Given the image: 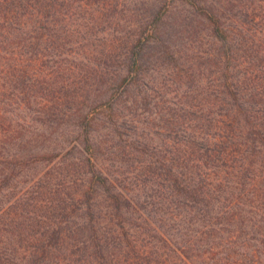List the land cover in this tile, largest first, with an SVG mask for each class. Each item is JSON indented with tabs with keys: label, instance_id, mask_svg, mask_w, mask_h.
Masks as SVG:
<instances>
[{
	"label": "trees",
	"instance_id": "trees-1",
	"mask_svg": "<svg viewBox=\"0 0 264 264\" xmlns=\"http://www.w3.org/2000/svg\"><path fill=\"white\" fill-rule=\"evenodd\" d=\"M81 1L0 0V264L127 261L123 249L130 246L129 234L115 218L128 213L134 206L132 201H139L127 198L113 173L96 165L102 141L95 134L107 128L119 141L123 135L130 137L125 127L132 121L119 109L129 107L124 94L128 86L155 70L150 59L158 52V45L166 46L167 32L160 29L165 13L157 9L143 16L136 32L105 37L109 54L103 59L91 47L92 37L97 36L92 23L84 29L86 24L76 22L75 10L80 9ZM178 1L205 22L212 43L217 42L206 52V63L219 71L221 108L218 112L192 113L191 132L176 141L187 153L179 164L172 158L158 160V239L165 244L166 257L158 263L168 264L170 256L182 251L181 246L167 243L171 227L175 224L179 230L186 220H194L208 228L207 237L214 232L217 242L213 244L218 248H197L195 256L205 261L208 257L224 259L226 264H264V0ZM99 13L93 17L96 26L107 22ZM183 21L185 28L197 31L191 20ZM75 80H81L86 89L79 101L72 94L78 92ZM150 81L148 87L155 91V78ZM147 90L139 92L138 101L144 109L153 97ZM62 118L76 133L79 155L74 156L78 163L65 164L70 166L66 174L72 176L80 162L85 170L80 196L73 201L78 184L75 189L69 186L72 191L60 199L72 201L51 208L47 214L51 220H59L45 224L34 219L35 230L27 221L31 217L22 212L27 208L19 210L23 206L14 196L15 182L31 163H51L58 155L62 162L71 156V151L66 157L51 154L45 150L47 145L35 143L40 136L37 130L61 124ZM171 122L176 123L173 118ZM44 178L33 182L36 191L50 182ZM96 188L107 200L105 212L95 201ZM223 203L228 204L227 209H222ZM28 205L32 212L40 210L33 203ZM39 206L41 210L51 207ZM41 210L42 216L45 212ZM76 217L81 222L72 220ZM166 221L174 224L168 226ZM68 244L71 249L62 254L66 257L58 259V251L63 253L62 247ZM182 252L184 258L189 257L187 250ZM176 261L173 258L170 264H188Z\"/></svg>",
	"mask_w": 264,
	"mask_h": 264
},
{
	"label": "rangeland",
	"instance_id": "rangeland-1",
	"mask_svg": "<svg viewBox=\"0 0 264 264\" xmlns=\"http://www.w3.org/2000/svg\"><path fill=\"white\" fill-rule=\"evenodd\" d=\"M88 2L91 3L93 10L90 9ZM81 4L80 9L75 10L77 12L76 22L80 26L86 24L84 29L86 26L88 29V24L92 23V32L97 33V36L95 34L92 37L91 47L94 54L97 57H103V59H106V54H109L105 50V37L114 38V36H120L124 32L125 35L128 34L126 32H136V24L143 16H149L157 9L158 12L163 10L165 13L160 22V29L167 32V39L164 44L166 46L164 48L158 45V52L154 53L150 59L152 62L150 67L155 70L149 71L139 83L128 86L127 92L124 94L128 97L126 105L129 107L119 109L123 114L129 116L128 121L130 119L132 121V123L130 121L128 123L130 126L125 127L126 135L130 137L126 139L127 137L123 135L122 141H119V138L113 137L107 128L97 131L95 136L98 140L101 138L102 143L99 150L103 154L98 153L100 151L96 152L98 159L94 160L97 166L103 170L106 168L107 172L113 173L112 175L117 181H120L121 188L127 198L136 197L139 201L135 204L132 201L133 208H130L128 213L123 214L122 217L115 218L124 224V229L129 234L130 246L123 249V252L128 254L124 264H160L158 263L160 258L166 257L164 256L165 244L158 239V209L161 206L160 201H158V160L164 162L172 158L179 164V161L187 157V153L183 151L182 145H178L176 141L185 138L191 132L192 125H194L192 113L203 110L215 112L220 110L221 96L216 77L219 71L217 67L206 63L207 53L214 49L217 42L212 43L213 39L209 35L205 22L194 15L191 8L178 0H82ZM98 11L100 18L107 20L108 23L104 21L96 26L97 20L93 17ZM183 20H191L193 28L197 31L192 30L190 26L185 28ZM101 29L102 31H98ZM99 51L104 52V54H100ZM84 68L87 69L88 66L85 65ZM211 70L214 71L211 72ZM199 72L200 74H198ZM152 77L155 78V84L157 83L155 91V88L152 90L148 87V85H152L150 81ZM73 86L77 87L78 91L72 92L73 96L77 101L82 100L86 93L84 84L81 80L80 82L75 80ZM145 88L148 89L146 91L148 94H153V97H149L152 100L146 109L138 101L139 92ZM135 100L136 102H134ZM171 118L176 123H172ZM67 125L69 124L64 118L61 124L53 123L51 128L37 130L36 132L40 133V136L35 143L45 144V146L47 145L45 150L51 154L54 152L63 154L64 157L68 156L71 151L70 154L73 157L68 156L60 162L58 159L60 155H58L55 161L51 163H31L29 168L19 175L15 182L14 196L17 198V204L23 206H20L19 210L27 208L23 209L22 212L31 217L27 221L33 224L35 230V221L32 220H40L45 224H55L59 217L53 221L47 216L51 212V208L68 203L72 201V198L75 201L80 196L78 194L80 192L79 184L82 183L81 177L85 171L81 162L74 167L76 171H72V176L66 174L70 166L65 164H69L70 161L79 162L74 159V156H79L77 145H75V142L77 144L76 133L70 127L71 125ZM60 167H62V171ZM43 175L45 176L44 179L50 182L45 186L42 185L41 191L40 188L36 191L33 188L36 186L33 185V182H37ZM70 178L71 180H69ZM75 180L76 182L72 184ZM77 184L78 187L75 189ZM69 186H72L76 192L74 190L73 197L68 198L64 203L61 199L67 192L72 191L71 188H68ZM28 188L30 189L27 190ZM99 191L96 188L95 201L105 212L107 200L103 198V193H97ZM26 195H28V199ZM25 198L26 200H24ZM28 203H33L40 210V204L47 207L51 205V207L49 209H44V207L41 211L45 213L41 216L39 215L40 210L30 211L31 205L29 206ZM140 204H143V207ZM220 206H223L222 209L228 208L227 203ZM222 209L220 207V210ZM33 216L36 217L33 218ZM72 220L81 222L77 217L72 218ZM68 223L70 224V221ZM61 224H66V221L63 220ZM166 224L169 226L174 222L166 221ZM205 228L206 226L204 227L201 222H194V220L190 223L186 220L179 230L174 224V227H171L172 237L169 241L167 240V243L176 248L181 246L180 250L183 251V248L187 250L186 256L189 257H187L188 259L185 257V259L183 255L185 253L180 251L169 257L168 264L173 258L188 264H214L215 262L216 264H226L224 259L215 260L208 257V260L205 261L203 258L195 256V253L198 252L197 248L212 247L214 250H218L213 244L217 242L214 239L216 238L213 235L214 232L207 237L208 228L206 230ZM36 237L37 235L34 236V238ZM188 248L190 249L188 250ZM70 249L71 245L69 244L63 246V253L58 251L59 256L57 258L64 259L66 255L62 254ZM178 256H180L179 259ZM72 258L76 257L72 256ZM259 258L263 260V258Z\"/></svg>",
	"mask_w": 264,
	"mask_h": 264
}]
</instances>
